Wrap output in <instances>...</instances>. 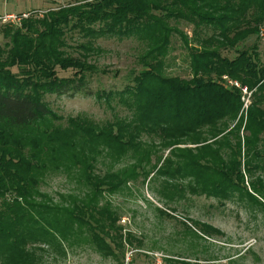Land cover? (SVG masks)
Wrapping results in <instances>:
<instances>
[{
  "label": "trees",
  "instance_id": "16d2710c",
  "mask_svg": "<svg viewBox=\"0 0 264 264\" xmlns=\"http://www.w3.org/2000/svg\"><path fill=\"white\" fill-rule=\"evenodd\" d=\"M29 14L2 29L0 264H44L83 246L125 256L135 238L109 198L140 179L167 204L190 196L264 210V55L256 44L264 0H85ZM172 21L192 26L191 37ZM175 35L189 79L168 73ZM104 38L141 47L139 70L122 90L90 88L106 73L93 61ZM243 88L252 92L247 108ZM54 95L96 97L113 118L58 116L47 101ZM56 176L75 184L57 198L42 190ZM184 226L199 240L223 236L204 223ZM190 260L167 261L202 264Z\"/></svg>",
  "mask_w": 264,
  "mask_h": 264
},
{
  "label": "rangeland",
  "instance_id": "374dc122",
  "mask_svg": "<svg viewBox=\"0 0 264 264\" xmlns=\"http://www.w3.org/2000/svg\"><path fill=\"white\" fill-rule=\"evenodd\" d=\"M83 1L11 0L5 3L0 0V48L4 49L9 42L4 38L2 29L19 26L22 19L30 17H21L23 13L45 12ZM8 14H14L17 18L5 19ZM172 24L191 37L192 26L175 21ZM78 39L79 36L75 34L69 39L70 45L75 47ZM172 44L175 50L167 59L168 73L189 79L191 73L184 44L177 35L173 37ZM256 44L264 55V35L256 40ZM96 46L101 52L94 56L93 61L106 73L92 77L91 90H122L132 79V72L139 70L138 56L142 51L139 43L133 39L104 38L98 40ZM223 55L234 58L236 53L225 51ZM64 74L69 76L73 72ZM47 101L53 111L64 118L79 115L97 121L113 118L112 111L99 103L96 97L54 95L48 96ZM243 102L244 107L249 106L250 96L245 95ZM74 186L65 177L56 176L48 179L42 190L57 198L58 194L70 192ZM155 186L148 187L140 179L138 183L130 185V190L109 198L122 217L121 225L125 232L135 238L133 246L126 247L125 256L120 254L119 259H106L93 249L83 246L68 250L65 256H46L44 264H170L167 260L172 258H188L190 261L199 259L202 264H264L263 209L238 201L221 202L215 198L190 196L167 204L152 189ZM161 209L175 217L162 214ZM184 220L210 225L221 231L223 236L199 240L186 230Z\"/></svg>",
  "mask_w": 264,
  "mask_h": 264
},
{
  "label": "built area",
  "instance_id": "2783aa9c",
  "mask_svg": "<svg viewBox=\"0 0 264 264\" xmlns=\"http://www.w3.org/2000/svg\"><path fill=\"white\" fill-rule=\"evenodd\" d=\"M5 3H8L9 1L11 0H3ZM30 14H26V13H23L21 17L23 18H27L29 17ZM17 18L14 14H8L5 16V19H15ZM225 81L228 83V85L230 86H235L237 88H240V85L237 83V82H232V81H229L227 77L224 78ZM242 92H243V101H244V97L245 95H249L251 97V94L252 92L248 90V88H243L242 89ZM248 106H245V108H247Z\"/></svg>",
  "mask_w": 264,
  "mask_h": 264
}]
</instances>
